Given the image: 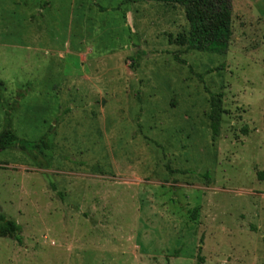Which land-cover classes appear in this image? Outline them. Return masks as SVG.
<instances>
[{
	"label": "rangeland",
	"instance_id": "rangeland-1",
	"mask_svg": "<svg viewBox=\"0 0 264 264\" xmlns=\"http://www.w3.org/2000/svg\"><path fill=\"white\" fill-rule=\"evenodd\" d=\"M231 2L216 54L179 4L0 0V131L47 144L0 151V264H264V0Z\"/></svg>",
	"mask_w": 264,
	"mask_h": 264
},
{
	"label": "trees",
	"instance_id": "trees-1",
	"mask_svg": "<svg viewBox=\"0 0 264 264\" xmlns=\"http://www.w3.org/2000/svg\"><path fill=\"white\" fill-rule=\"evenodd\" d=\"M139 1L175 3L181 5L189 24L188 35L184 39L185 41L183 40L186 48L216 54H225L227 52L231 37V0H123L125 3ZM177 61L182 64L185 63L183 59L177 58ZM198 76L201 78L202 75L198 74ZM208 95L209 110L207 117L209 129L212 138H214L219 134L222 113L221 103L224 94L222 92L209 91ZM17 143L22 149L26 148V146L35 150L47 147L45 136H42L36 141H24L16 136L10 125H7L0 131V151ZM257 177L264 179V172L258 171ZM19 231L20 226L15 221L6 219L3 215H0L1 237L13 236L17 242H20ZM197 264H200V261Z\"/></svg>",
	"mask_w": 264,
	"mask_h": 264
}]
</instances>
